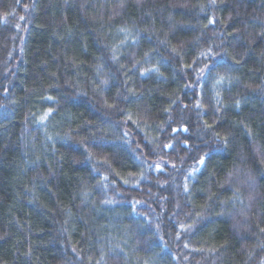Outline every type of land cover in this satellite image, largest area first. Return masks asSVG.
<instances>
[{"label":"trees","instance_id":"16d2710c","mask_svg":"<svg viewBox=\"0 0 264 264\" xmlns=\"http://www.w3.org/2000/svg\"><path fill=\"white\" fill-rule=\"evenodd\" d=\"M0 264H264V0H0Z\"/></svg>","mask_w":264,"mask_h":264},{"label":"snow or ice","instance_id":"6c2138e0","mask_svg":"<svg viewBox=\"0 0 264 264\" xmlns=\"http://www.w3.org/2000/svg\"><path fill=\"white\" fill-rule=\"evenodd\" d=\"M202 55H205V54L202 53ZM206 58H207V57H206ZM206 68H207V73H208V74H211L212 68H209V67H207V66H206ZM206 68H201V69H200V72H201V73H205ZM222 79H223V78H220V80H222ZM220 80H218L217 82L219 83ZM200 163H201V164L204 163L203 158H201Z\"/></svg>","mask_w":264,"mask_h":264}]
</instances>
